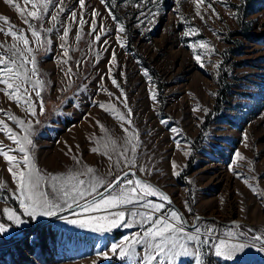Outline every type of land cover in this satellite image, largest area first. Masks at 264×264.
Returning <instances> with one entry per match:
<instances>
[{"label": "rangeland", "instance_id": "rangeland-1", "mask_svg": "<svg viewBox=\"0 0 264 264\" xmlns=\"http://www.w3.org/2000/svg\"><path fill=\"white\" fill-rule=\"evenodd\" d=\"M13 2L25 7L23 0ZM136 3L137 0H105L104 3L85 0V9L81 12L78 0H63L65 11L59 14L60 23L47 34L51 43L31 45L39 78L44 81L43 111L35 105L37 115L32 117L24 105H17L3 92H0V108L26 124L31 123L30 153L36 168L46 178L66 177L91 167L97 177L111 182L122 171L114 163L116 151L113 149L122 151L126 139L118 118L120 114L127 118V109L121 103L126 97L132 123L131 126L125 123L124 127L129 133L137 134L138 143L134 170L171 196L178 209L170 204L165 211L180 210L190 225L184 222L188 230L194 231L196 226L202 231L213 228L218 238H228L230 232L234 235L246 232L247 238L240 237V240L252 243L254 233L248 228L228 227L223 223L240 221L264 236V0H250V5L256 7L245 15L238 9L242 0H205L202 13L211 3L219 15L216 18L208 9L204 16L206 23L195 16L193 0H156L155 3L144 0L143 7H137ZM106 4L116 21L109 16ZM54 6H49L48 16L44 18L45 28L51 26L48 17L54 14ZM93 9L97 13V31L103 25L106 32L99 42H95L96 33L90 34L87 24L80 29L69 18L75 10L77 21L83 15L90 24ZM153 11L154 17L150 14ZM141 12L152 21L147 26L141 23L144 20L139 15ZM0 16L7 17L16 28L24 29L32 41L23 18L5 0H0ZM241 19L245 23L244 31ZM117 21L125 27V33L120 34L125 37L124 47L117 39ZM31 22L39 30L40 22ZM65 23L70 25L66 40L68 57L62 55L65 48L60 47L65 44L61 39ZM0 27L7 29L8 25L0 21ZM192 28L198 32L186 35ZM5 42L10 45L12 37L0 33V43ZM199 42H206L214 51L201 49ZM113 50L116 59L110 72ZM195 55H201L203 67L194 59ZM69 68L71 72L66 75ZM224 73L228 75V90L222 111L214 114V120L203 130L206 118L215 113L220 76ZM112 79L119 88L111 83ZM150 89L155 91L156 101L151 99ZM48 95L52 99L49 102ZM32 99H37L34 94ZM98 104H104L105 108ZM0 119H5L3 114ZM5 122L15 132H21L15 122L7 119ZM0 142L16 147L3 132H0ZM237 151L243 160L235 156ZM105 153L112 155L111 161ZM142 165L150 167L151 174L141 173ZM8 167V162L0 156V221L6 225L9 222L3 209L22 212L19 202L11 196L16 183ZM245 178L248 183L244 182ZM45 190L51 198L47 184ZM103 190V187L99 189ZM148 199L160 202L157 197ZM125 210L128 223H132L128 211H144L139 205H128ZM197 215L209 220H200L194 226ZM47 218L24 217L26 224L11 225L10 232L3 234L5 239L0 238L7 242L0 248V264H111L112 260L116 264H131L112 254L110 246L122 243L125 236L142 233L146 227L137 222L131 228L121 226L100 233L59 219L29 238L27 234L14 236ZM139 219L137 216L136 220ZM260 245L258 241L255 247H246L231 260L216 257L208 250L206 261L207 264H264ZM137 251L141 249L138 247ZM102 252H109L110 258L104 259ZM179 264H195V258H180Z\"/></svg>", "mask_w": 264, "mask_h": 264}, {"label": "snow or ice", "instance_id": "snow-or-ice-1", "mask_svg": "<svg viewBox=\"0 0 264 264\" xmlns=\"http://www.w3.org/2000/svg\"><path fill=\"white\" fill-rule=\"evenodd\" d=\"M5 2L13 6L23 18V23L27 25L32 41L30 42L24 29L16 28L7 17L0 16V21L8 25L7 29L0 27V33L5 37H12L10 45L7 42L0 43V85H3L0 87V92H3L9 100L14 101L17 105H24L25 111L30 116L35 117L37 115L35 105L38 104L40 110L43 111L41 92L44 89V81L39 78L36 58L32 55L34 49L31 45L43 46L46 43H51L47 34H50L54 30V26L60 23L59 14L65 11L63 0H23L24 8L21 7L20 3H14L13 0H5ZM101 2L104 3L105 0H101ZM150 2L155 3L156 0H150ZM193 2L195 4V16L199 17L201 21L206 23L204 16L207 15L208 9H211L213 16L219 18L211 3L207 4V8L202 13L201 5L205 3V0H193ZM53 4L55 5L54 14L48 17L51 26L45 28L44 18L48 16L49 6ZM143 4L144 0H137L136 6L143 7ZM29 5L31 6L30 9L28 8ZM78 5L83 12L85 0H78ZM106 8H108L112 20L116 21L112 9L107 4ZM150 14L154 17L156 12L153 11ZM96 15L97 13L93 9V20L90 24L83 15L77 21L75 10L70 12L69 18L73 23H77L80 29L87 24L90 34L96 33L95 42H99L101 36L106 35V32L103 25L97 31ZM139 15L144 16L141 23L145 26L152 22L145 12H141ZM211 18L210 16L209 19ZM31 21L40 22L39 30ZM62 26L64 32L61 39L65 41V44H61L60 47L65 48L62 55L68 57L66 40L69 36L70 25L65 23ZM197 32L198 29L192 28L186 35ZM41 33H45V36L42 37ZM121 33H125V27L117 21V39L124 47L123 39L125 37H121ZM76 39H80L79 35ZM104 43L107 44V40ZM198 46L206 51H214V49H209L206 42H199ZM115 59V51L113 50L109 62L110 72L115 65ZM194 59L200 63L201 67L204 66L201 55H195ZM64 63H67V60ZM70 72L71 69L69 68L65 74L68 75ZM111 83L117 88L120 87L115 79H112ZM121 92L123 93L122 89ZM33 94L37 98L36 100L32 99ZM109 95L112 94L109 93ZM150 97L156 101L154 90L150 89ZM121 103L127 109V118L123 114L118 117L122 121L121 128L126 134V139L122 151L115 148L113 150L116 151L114 163L117 167H122V171L111 182H106L97 177L91 167L66 177L51 175L46 178L36 168L34 158L30 153V146L32 145V140L29 138L31 123L26 124L23 119H17L15 115H11L5 109L0 108V114L5 117V119H0V132H3L6 139L16 146L13 148L0 142V156L9 164L7 170L16 183V190L11 193V196L19 202L22 209L20 213L11 208L3 209L9 224L0 222V235L10 232L11 225L20 227L26 224L27 220L24 217L32 220H36L38 217H58L68 224L100 233L110 232L121 226L131 228L137 222L146 226L142 233L137 232L131 237L125 236L122 243L110 246L112 254H118L121 259H127L131 264H179L180 258H195V264H207L205 253L208 250H210V254H214L216 257L231 260L236 254L243 252L246 247H255L258 241L262 242L259 250L264 251V236L253 234L252 243H248L247 239L240 240V237L247 238L248 233L246 232H239L235 235L230 232L228 238H218L213 228H205L202 231L196 226L194 231L188 230L184 227V217L181 213L173 209L165 211L166 205L172 203L170 198L157 187L136 175L134 169L136 168L138 148L137 134L134 131L129 133V129L124 127L125 123L131 126V109L127 106L126 97L121 100ZM98 107L104 109L105 105L98 104ZM6 119L15 122L21 132L17 133L12 127H9L5 122ZM173 131L175 130L173 129ZM179 144L180 141L177 140V146ZM92 150L96 151V149ZM13 152L19 155L10 154ZM105 155L110 161L112 160V155L108 153ZM235 156L240 160L244 159L238 151ZM73 159L80 163L77 157H73ZM175 167V162H173L174 170ZM139 171L151 174V168L148 166H140ZM174 174L180 175L175 171ZM236 174L241 175L240 173ZM244 182L248 183L247 178ZM45 184L51 189V198L45 190ZM101 187L104 188L103 192L99 191ZM249 187L254 192L256 191L252 185ZM0 190H2V185H0ZM149 197H157L160 202H154L148 199ZM185 203L187 204V202ZM128 205H139L144 209L143 212L128 211L127 214L132 217V223L126 222L125 209ZM188 211L190 212L191 208H188ZM64 212H71L73 218L61 215ZM162 212L163 215H160ZM137 216L140 217L139 221L136 220ZM138 247L141 249L140 252L137 251ZM100 255L104 259L110 258L109 252H102Z\"/></svg>", "mask_w": 264, "mask_h": 264}, {"label": "water", "instance_id": "water-1", "mask_svg": "<svg viewBox=\"0 0 264 264\" xmlns=\"http://www.w3.org/2000/svg\"><path fill=\"white\" fill-rule=\"evenodd\" d=\"M135 172H136V175H137L138 177H141L142 179L146 180L148 183L154 185V186L157 187L160 191H162L164 194H166V195L170 198V200L172 201L171 205H173L176 209H178V207L175 205V203H174L173 199L171 198V196H169L165 191H163L162 189H160L157 185L153 184L152 182H150V181H148L147 179H145L144 177H142V176H141L136 170H135ZM103 191H104V190H103ZM103 191H101V192H103ZM77 211H79V210L77 209ZM179 212L183 215L185 224H186L187 226H190V225L188 224V221H187L186 217L184 216V214H183L180 210H179ZM61 215H63V216H69V215H72V214H71V212H64V213H61ZM59 219H60V218H58V217H48L47 219H45V220H43V221H41V222L35 224V225L33 226V228H31V229H29V230H27V231H19V232H17L16 234H14V236H15V237H18V236H21V235H25V234H27V237L29 238V237L32 236L34 233H36L38 229L44 227L45 225H47V224H49V223H52V222H54V221H56V220H59ZM200 220H209V218H205V217H203V216H201V215H197V216L195 217V220H194V226L197 225V223H198ZM0 222H1V221H0ZM223 224L226 225V226H228V227H240V226L243 225V226H245L246 228H248V229H249L252 233H254L255 235L262 236V234H260L255 228H253V226H251V225H249V224L242 223V222H240V221L230 222V223H223ZM192 227H193V226H192ZM0 238L5 239V237L3 236V234L0 235ZM259 242L262 243L261 241H259Z\"/></svg>", "mask_w": 264, "mask_h": 264}, {"label": "trees", "instance_id": "trees-1", "mask_svg": "<svg viewBox=\"0 0 264 264\" xmlns=\"http://www.w3.org/2000/svg\"><path fill=\"white\" fill-rule=\"evenodd\" d=\"M254 7H256V5L255 4H251L250 5V0H242V4L238 7V9H239V12L241 13V15H245V13H249V10H253ZM240 24H242L243 31H244L245 23L242 22V19H241ZM237 34H240V33H237ZM246 36L249 37V34L247 33ZM254 39L258 40V39H260V37H255L254 36ZM227 78H228L227 73H224V74H222L220 76L221 89L219 90V92L217 94V102H216V105H215V113L210 114L206 118L205 123L203 124V130L206 129L207 126L210 125V123L214 120L212 116H214V114H216L218 112L221 113V111H222L221 110L222 103H223V100L226 98V94H227V90H228V83H226ZM50 100H52V99L48 95L47 101L49 102ZM203 135H204V131L201 134V138H202ZM190 166L191 165L189 164V168H190ZM5 244H7L6 241L0 240V248H1V246H5ZM111 264H116L115 260H112Z\"/></svg>", "mask_w": 264, "mask_h": 264}]
</instances>
